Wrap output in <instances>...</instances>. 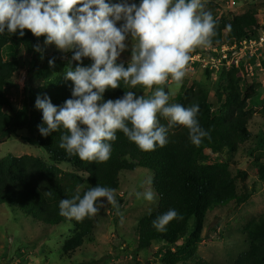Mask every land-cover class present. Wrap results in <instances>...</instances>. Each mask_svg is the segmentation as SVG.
<instances>
[{
  "label": "trees",
  "instance_id": "obj_1",
  "mask_svg": "<svg viewBox=\"0 0 264 264\" xmlns=\"http://www.w3.org/2000/svg\"><path fill=\"white\" fill-rule=\"evenodd\" d=\"M123 2L125 0H106L110 5ZM126 2L139 5L140 0ZM205 10L210 11L216 21L213 46L257 38L261 29H264V25L255 19L256 10H248L231 18H219L212 7ZM122 23L117 22V27ZM24 32L23 37L19 36V30L16 34L8 33L7 30L0 34V144L21 130L34 131L36 144L47 152L53 164L28 154L8 155L0 160V205L18 207L27 216L43 224L59 226L63 222L71 223L75 233L63 246V252L71 254L82 247L86 237L93 233L99 211L81 221L69 220L59 214L61 199H70L77 186H80L81 197L96 185L118 190L122 172L134 171L137 167L145 168L153 173L151 186L159 197V203L154 212L144 216L137 224L139 245L145 248L154 242L164 243L167 246L163 250L164 264L186 263L187 259H196L197 248L203 240L206 216L218 206L243 200L238 196L235 177L230 171L229 164L234 161L231 159L229 164L211 163L206 151L223 154L227 150L235 154L252 138L250 121L255 115L264 121V102L259 111L250 107L252 100L259 95L261 85L246 81L238 75L239 70H228L224 66L217 73L219 85L214 95L216 108L210 101L209 87L199 83L190 87L182 86L177 100L184 107L199 105L197 120L203 129L211 130V139L204 138L196 146L189 139L188 129L177 124L168 129L169 142L164 147L157 146L154 151L144 152L121 131H117L116 141L110 142L112 152L107 161H82L78 155L69 156L59 147L64 129L48 136L40 134L38 126L44 124L42 110L35 107L38 96L41 99L47 96L55 106H63L67 99L74 98L72 81L63 76L37 88L26 85L19 111L15 110L6 93V84L19 71V63L15 58L17 49L23 47L27 53H32L35 51L34 46L39 45L44 38L34 36L27 29ZM5 50H8L11 58L5 57ZM197 50L200 48L194 51ZM74 51H71V58ZM53 58L60 66H66V62L60 61L58 57L52 56L50 59ZM82 62L90 63V66L93 63L87 57L82 58ZM117 63H123L125 67L128 65L119 60ZM262 64L264 66V59ZM206 72L209 77L215 74L209 68ZM120 86L107 89L103 100L122 98L125 91H135L137 95L141 93V88H131L123 81ZM158 120L161 125L168 126V120L159 114ZM59 164L70 165L73 171L63 170ZM257 172L264 181V162L258 164ZM99 205L97 202V207ZM169 209H175L183 219H174L165 231H157L153 227V220ZM245 230L249 237V249L232 264H264V213L249 223ZM193 264L211 263L198 259Z\"/></svg>",
  "mask_w": 264,
  "mask_h": 264
},
{
  "label": "clouds",
  "instance_id": "obj_2",
  "mask_svg": "<svg viewBox=\"0 0 264 264\" xmlns=\"http://www.w3.org/2000/svg\"><path fill=\"white\" fill-rule=\"evenodd\" d=\"M119 21L123 23L117 27ZM25 29L36 37H46V45L54 44L64 52L75 50L74 61L82 62L85 57L93 61L89 67L79 63L74 70L67 67L64 78L72 81L74 98L63 106H55L47 96H38L35 102L44 122L38 126L40 134L48 136L64 129L59 147L69 156L107 161L117 131L144 152L164 147L169 142L168 129L177 124L188 129L189 139L196 146L204 138L211 139V130L203 129L197 120L199 105L170 104L173 93L164 88L169 78L179 86L188 72L190 54L213 43L216 21L205 10L203 0H140L139 5L126 0L112 5L106 0H0V34L19 30L23 37ZM129 38L135 43L125 67L117 60ZM34 50L42 51L39 45ZM48 63L53 67L54 58ZM121 81L131 88L143 86L151 95L125 91L122 98L104 101L105 91L121 87ZM158 114L168 120L167 127L159 123ZM115 191L96 185L81 197L77 186L70 199H61L59 214L81 221L94 216L106 198L122 216ZM135 195L137 199H154L151 190ZM174 219L183 217L169 209L153 220V227L163 232Z\"/></svg>",
  "mask_w": 264,
  "mask_h": 264
},
{
  "label": "rangeland",
  "instance_id": "obj_3",
  "mask_svg": "<svg viewBox=\"0 0 264 264\" xmlns=\"http://www.w3.org/2000/svg\"><path fill=\"white\" fill-rule=\"evenodd\" d=\"M233 1L236 2L235 5L232 4ZM203 2L205 9L214 8L219 18H231L248 10H256L255 19L260 25L264 24V5L262 6L264 0H203ZM45 39L46 37L40 41L39 47L42 50L40 52L35 50L27 53L23 47H19L15 53L19 71L6 84V93L16 111L21 108L26 85L37 88L48 81L63 77L69 65L73 70L78 63L85 67L90 66V63L72 60V50L64 52L54 44L46 45ZM125 43L126 50L121 53L118 60L129 63L132 44L135 41L129 38ZM198 52L203 57L208 53L200 48L199 51L190 54L191 67L188 66L182 83L177 86L169 78V83L164 86L166 92L173 93L170 96V104L178 102L182 86L190 87L199 83L209 87L210 101L215 108L217 107L214 95L219 85L218 75L208 76L203 59L194 58ZM4 54L6 58H11L8 50H5ZM52 56L66 62V66L62 67L54 61V66L50 67L48 61ZM263 59L264 56L261 57V62ZM253 79L261 88L250 107L259 111L264 102V66L263 72L255 75ZM143 91L144 89L140 95H151L150 91ZM249 129L252 138L235 154L227 150L223 154L206 151L208 161L211 163L229 164L231 159L234 161L233 164H229L230 171L235 177L238 196L243 200L240 203L234 201L225 206H218L210 212L204 222L203 240L197 248L196 259H187L186 263L180 261L178 264H193L198 259L211 264H232L241 253L249 249L250 242L245 228L264 213V181L257 172L258 164L264 162V121L255 115L250 121ZM35 136L34 131L24 129L5 139L0 144V160L8 155L28 154L53 164L47 152L36 144ZM59 167L73 171V167L67 164H59ZM152 178L153 173L141 167L134 171L122 172L115 197L119 211L123 215H118L117 210L107 204L106 198H102L104 205L103 207L99 205L96 228L86 237L83 246L71 254L63 252L65 242L75 233L71 223L63 222L59 226L43 224L27 216L18 207L0 205V264H164L163 250L167 246L154 242L150 247H141L136 230L139 220L158 207L159 197L152 189ZM148 190L154 193L152 201H147L143 197L136 198V192L143 193Z\"/></svg>",
  "mask_w": 264,
  "mask_h": 264
},
{
  "label": "built area",
  "instance_id": "obj_4",
  "mask_svg": "<svg viewBox=\"0 0 264 264\" xmlns=\"http://www.w3.org/2000/svg\"><path fill=\"white\" fill-rule=\"evenodd\" d=\"M232 4L235 5L236 2L233 1ZM201 49L205 53L208 52L207 56L203 57L198 52L194 55V58L198 57L199 60L202 58L205 69L213 70L215 75L225 66L228 70H239L238 75L240 77L253 83L255 75L263 72L261 57L264 56V29H261L260 36L257 38H245L233 43L227 42L220 46L211 45Z\"/></svg>",
  "mask_w": 264,
  "mask_h": 264
},
{
  "label": "crops",
  "instance_id": "obj_5",
  "mask_svg": "<svg viewBox=\"0 0 264 264\" xmlns=\"http://www.w3.org/2000/svg\"><path fill=\"white\" fill-rule=\"evenodd\" d=\"M135 88H141V91H142V89H144L143 86H140V85H139L138 87H135ZM145 90H146V89H144V91H145ZM144 91H143V92H144ZM143 92H142V93H143Z\"/></svg>",
  "mask_w": 264,
  "mask_h": 264
}]
</instances>
